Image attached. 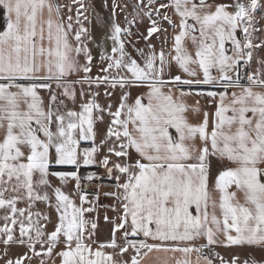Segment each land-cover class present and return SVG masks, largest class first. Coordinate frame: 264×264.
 I'll list each match as a JSON object with an SVG mask.
<instances>
[{
    "label": "snow or ice",
    "instance_id": "obj_1",
    "mask_svg": "<svg viewBox=\"0 0 264 264\" xmlns=\"http://www.w3.org/2000/svg\"><path fill=\"white\" fill-rule=\"evenodd\" d=\"M72 3L77 5L76 15H67L65 21L61 10L68 7L71 12L68 5L52 0H0V7L5 10V25L0 31V210L4 212L0 216L3 220L0 242L5 246L24 245L36 256L41 255L36 245L40 244L42 249L46 245L44 254L49 258L62 243L64 247L57 253L61 264H117L105 248H119L121 255L132 249L135 255L130 264H142V261L147 264L145 258L153 252L178 251L187 256L193 251L201 253L204 247L224 243L218 239V233L224 235L229 245L264 246V73L259 69L255 73L247 72V65L253 59L252 50L264 44V41L254 43L253 37L254 13L264 8V3L260 0L247 3L233 0L230 4H213L209 0H168V3L147 0L146 4L145 0H138L135 16L127 21L128 27L122 28L114 19L118 5L113 0L111 34L107 37L112 42V55L101 52V60L109 61L101 71L110 73L116 69L119 73L123 68L126 74L113 76L111 80L109 75L96 78L88 75L93 57L82 37L86 34L89 40L92 37L81 21V17L88 20L85 14L88 5L84 0H72ZM169 8L179 17L178 24L167 14ZM162 10H165L163 14ZM141 14L150 20L145 40L153 34L167 32L153 15L167 21L174 30L179 29L173 37L175 55L168 53L171 59L163 48L157 52L149 44L147 54L143 49H136L142 58L141 64L126 49V42H131L126 39L132 36L131 26ZM186 41H190L194 52L189 51ZM228 44L230 48L226 47ZM81 54L85 57L83 65L76 59ZM173 61L191 78L175 75L165 80V68ZM196 68L202 70V79L197 78ZM213 69L218 75L212 74ZM241 69H245L243 75ZM80 71L85 75L77 82L89 86L108 84L113 89H148L147 103L139 96L130 105L129 93L124 92L116 111L108 106L112 121L101 144L112 140L108 152L124 158V162L108 167L109 157L105 156L100 163L110 177L115 169L125 180L120 183L121 176L115 177L116 186L123 193V215L113 229L112 240L107 243L92 239L97 224L85 219V213L94 209L77 206L50 179L57 177L66 183L71 178L79 190L81 177L77 171H50V168L72 165L79 169L81 164L96 163L95 154L99 149L95 146L81 149L80 143L95 141L93 111L104 109L91 100L81 105L79 113L71 110L62 113L58 107H52L57 100L52 94L45 111L38 95L39 89L50 90V82L55 80L56 86L64 89L63 94L74 100L75 92L62 78ZM200 85L210 87L207 91H198V95H206L211 100L218 98L211 114V128L208 112L203 113V119L197 124L190 123L184 115L188 106L183 97L191 95L185 87L190 90ZM217 87L223 90H212ZM164 88H168L167 93ZM193 110L199 112V108ZM98 119L102 120L103 116ZM210 157L228 162L215 175L212 184L220 193L218 207L222 219L216 215L217 202L210 194ZM94 175L86 179L92 180ZM233 185L244 193V204L235 201L236 193L229 191ZM80 201L81 205L85 203L86 196L81 195ZM37 202H45L59 214L51 233H46L41 225V218L47 222L49 217L33 211ZM20 203L25 207H18ZM209 205L213 209L211 213ZM120 229H125L123 246L115 238ZM141 235L144 239H138ZM199 237H206L207 244L195 247L189 243ZM181 243L188 246L181 247ZM93 244L98 247L94 249ZM25 259H29L27 254L14 262L6 259L5 264H24ZM201 260L203 264H212L207 256L199 255L196 264H201ZM238 262L239 258L233 257L231 264ZM177 264H191V261L184 259ZM244 264L260 262L245 260Z\"/></svg>",
    "mask_w": 264,
    "mask_h": 264
},
{
    "label": "crops",
    "instance_id": "obj_2",
    "mask_svg": "<svg viewBox=\"0 0 264 264\" xmlns=\"http://www.w3.org/2000/svg\"><path fill=\"white\" fill-rule=\"evenodd\" d=\"M165 3H168V0H164ZM53 3H56V0H52ZM210 3L217 4V3H226L224 0H209ZM106 5V6H105ZM167 14L172 18V20L178 24L179 17L175 14L174 10L169 8L167 9ZM62 15V13H61ZM123 11H121L120 7L116 8L115 12V22L119 23L121 27H128L127 21H129ZM63 16V15H62ZM47 18V12L45 10V19ZM55 19V16H54ZM113 21V3L111 0H93L90 4V8L88 10V20L86 28L89 30V33L92 37L91 40L88 39V35L84 36V44L87 45L88 49L91 51L92 54V64H91V72L88 74L89 76L96 78L101 77L104 75H109V79L113 76L118 75H125L126 70L120 69L119 73H117L116 69H112L110 73H103L101 71L102 68L106 67L109 61L101 60V52H104L108 55H112L111 47L112 42L111 40L107 39V37L111 34V23ZM5 25V10L3 7H0V31L3 30V26ZM132 36L126 38L131 42H126L125 47L126 49L135 57L141 64L143 63L142 58L136 52V49H143L145 54L149 53L150 49L148 47L149 44L155 46V50L159 52L161 48L166 53L168 59H171V56H168V53L171 52V55H175L174 51H172V47L174 44L173 37L179 31V29H173L169 24L167 25V32L162 35L159 39L149 38L148 40L144 39L145 35H141L138 29H136V24L134 23L131 26ZM238 36L241 35L240 32L237 33ZM167 41L166 43L164 41ZM70 42L75 46V41L72 39L70 35ZM187 47L190 52H194V48L190 41H186ZM49 45L45 41V47ZM226 47L230 48L231 45L228 44ZM228 54H231L229 52ZM81 65L85 63V57L83 54L76 57ZM159 61H157V64ZM251 67L252 73H255L259 67L256 65L253 68L252 61L249 63ZM196 67V66H192ZM198 77L202 79V70L196 68ZM254 70V71H253ZM44 73H41L43 75ZM213 75H218L215 69L212 70ZM85 74L80 72H72L67 76L62 78V82L66 85H70L71 91L75 92V99L65 96L63 94L64 89L61 87L56 86V81H51V89H39L38 95L41 97L43 101V107L45 111H47L50 105V97L52 94H55L57 97L56 103L52 105L53 108H59L62 113H66L67 111H76L79 113L81 111V105L87 103L91 100H94L98 103L101 108L104 109L103 112H98L96 110L93 111L94 117V131L96 132L95 141H81L80 148L83 149L85 147H97L99 150L95 154L96 163L93 165L84 166L81 164L79 169L76 166L72 165H53L50 168V171H77L78 175L81 177L85 169H93L99 174V176L104 180L100 183L95 184L92 186L91 184L83 185L80 181V189L76 188V181L69 178L66 183H61V181L57 177H51V182L54 186L60 187L66 194H69L70 198L75 202L77 206H82L84 208H93L94 210L91 212L85 213V219L89 221H94L97 224V228L95 229V234L92 237L93 240L99 241L100 243H107L110 242L113 238V229L117 224L121 222V216L123 215V208H122V190L117 188V181L115 177L120 175V183H123L125 177L118 173L115 169H113L112 176L110 177L105 169V167L100 163V161L105 157H109V165L108 167H112L113 163L124 162V158H117L114 155L108 152V147L112 145V140H108L105 144H101V141L105 140L107 129L111 124L112 117L108 113V106L111 105V110L114 112L118 108L121 96L124 92L129 93L128 97V104H133L135 99L139 96L144 97V103H147L146 93L148 89L146 87H131L120 89L119 87L111 88L108 84H101L97 86L96 84H92L89 86L87 83H78L81 78ZM180 75L183 79H190L186 73H184L179 66L173 61L169 67L165 68L164 79L169 80L172 76ZM210 86L200 85V86H193L192 89H188L185 87V91H191V95H187L183 97V102L188 106V110L184 113L185 117L190 123L197 124L203 119V113L208 112L209 116V127L211 128L212 117L211 114L214 112L217 100H211L206 95L201 96L198 95V91H207L209 90ZM217 92L222 91L223 89L215 88L212 89ZM163 91L165 93L168 92V88H164ZM229 91H239V89H229ZM83 92V95H81ZM109 92L111 95H106L105 93ZM173 92L176 96L179 93L173 88ZM98 93V95H96ZM62 102V103H61ZM22 107H24L22 105ZM199 108V112L194 111L193 109ZM99 116H103V119H98ZM131 127V126H130ZM174 132V130H173ZM114 139V138H113ZM196 144L199 146L200 141L197 140ZM135 156V153H133ZM212 161V167L210 172V194L213 199L217 202V208L215 209L216 215L222 219L221 210L219 209V197L220 193L212 188V184L214 183L215 175L218 174L219 170H222V166L227 164V161H217L215 157H210ZM232 166V165H228ZM53 167H73L72 170H56ZM95 188V189H93ZM230 192H235V201H238L241 204L245 203V195L242 191L237 190L235 185L229 188ZM86 196V202L81 205L80 196ZM120 197V199H118ZM52 203L55 204V198L52 197ZM18 207H25V204L20 203ZM33 211H40L42 214H45L49 217V220L46 222L41 218V225L45 227L46 233H51L54 229L56 224L58 223V213L55 211L54 207H49L45 202H37ZM209 213L213 211L211 205L208 208ZM3 210H0V216H3ZM107 217V220L105 219ZM130 220V218H129ZM3 224V220H0V225ZM130 230V229H129ZM125 229H120L116 231L115 238L117 244L123 246V232ZM235 235V232H232ZM16 235L18 236V229L16 230ZM217 237L220 241H225L224 243H217L210 245L208 247H204L201 253H197L195 251L189 253L187 256L181 252H153L149 254V257L145 258L147 264H177V261H182L184 259H188L191 261V264H196L197 256H207L209 259L212 260V264H231L233 257H238L239 262L238 264H244L245 260H257L260 264H264V246H255V245H229L226 243V238L222 233H218ZM130 239H133L130 237ZM138 239H144L141 235ZM149 243H154V241L148 240ZM171 243V242H169ZM191 245L195 247H200L201 245L207 244L206 237H199L194 241L189 242ZM181 247L188 246V244L181 243ZM46 245L44 248H41L40 244L36 245V251L40 252V256L33 255L29 249L18 243H12L5 246L2 242H0V264H5L6 259H11L13 262L21 257H24L27 254L29 259L24 260V264H61V258L57 255L59 251L63 249V244H58L57 247L53 250L51 258L44 254ZM92 247L95 249L98 247V244H93ZM208 250L213 253V257L210 258L208 256ZM105 252L112 253L113 259L117 261V264H122V262H129L131 257L135 255L134 250L129 249L128 252L124 253L123 255L120 254L119 248L112 249V248H105ZM222 258V260H221ZM142 264H145L142 261ZM201 264L203 261L201 260Z\"/></svg>",
    "mask_w": 264,
    "mask_h": 264
},
{
    "label": "rangeland",
    "instance_id": "obj_3",
    "mask_svg": "<svg viewBox=\"0 0 264 264\" xmlns=\"http://www.w3.org/2000/svg\"><path fill=\"white\" fill-rule=\"evenodd\" d=\"M92 1L93 0H84V3L88 5L87 11L85 13L87 16H88V10L90 8V4L92 3ZM224 1L229 4L233 2V0H224ZM111 2L113 3V0H111ZM115 2L118 5V7H120L121 11H123V13L125 14L124 16H126V18H128L129 20H132L133 17L135 16V5L138 2V0H115ZM162 2L165 3L164 0H162ZM243 2L247 3L248 0H243ZM260 2L264 3V0H260ZM56 3L61 4V5H68L69 7H71L72 9L71 12L68 11V7H64L61 10L62 15L65 17V21H66L67 15H72L73 17H75L77 5L73 4L72 0H56ZM145 3L147 4V0H145ZM164 11L165 10H162V14ZM153 19H157L158 21H160L161 26L167 29V25H168L167 21H161L160 17L155 16V15H153ZM81 21L83 22V26L86 28L87 20H84V18L81 17ZM135 24H136V29H138L141 35H145V34L147 35V29L150 27V20L146 16H143L141 14V17L137 18ZM253 25L256 29V31L253 32L254 43H261V41H264V8H258L257 11L254 13ZM164 34L165 32L153 34L151 38L159 39V37L161 38L162 35ZM82 40L84 43V37H82ZM252 51H253V59H252L253 68L252 69H255L254 66L257 65L259 67V70L262 73H264V64L260 63V61H264V44H262L260 48H254ZM102 181L104 180L97 173V177H94L90 181V184L94 186L95 184L100 183Z\"/></svg>",
    "mask_w": 264,
    "mask_h": 264
},
{
    "label": "built area",
    "instance_id": "obj_4",
    "mask_svg": "<svg viewBox=\"0 0 264 264\" xmlns=\"http://www.w3.org/2000/svg\"><path fill=\"white\" fill-rule=\"evenodd\" d=\"M123 38V37H122ZM244 71H245V69H241V74L243 75V73H244ZM247 72L248 73H252V71H251V67L249 66V64L247 65ZM243 82V81H242ZM90 174H95L94 175V177H97V172H96V170H93V169H85V171L83 172V174L81 175L82 176V178H81V183H83L84 185H88V184H90V181L91 180H88V179H86V177L88 176V175H90ZM208 252V256L210 257V258H212L213 257V253L210 251V250H208L207 251Z\"/></svg>",
    "mask_w": 264,
    "mask_h": 264
},
{
    "label": "trees",
    "instance_id": "obj_5",
    "mask_svg": "<svg viewBox=\"0 0 264 264\" xmlns=\"http://www.w3.org/2000/svg\"><path fill=\"white\" fill-rule=\"evenodd\" d=\"M53 169H56V170H72L73 167H53Z\"/></svg>",
    "mask_w": 264,
    "mask_h": 264
},
{
    "label": "water",
    "instance_id": "obj_6",
    "mask_svg": "<svg viewBox=\"0 0 264 264\" xmlns=\"http://www.w3.org/2000/svg\"><path fill=\"white\" fill-rule=\"evenodd\" d=\"M88 186V185H87Z\"/></svg>",
    "mask_w": 264,
    "mask_h": 264
}]
</instances>
